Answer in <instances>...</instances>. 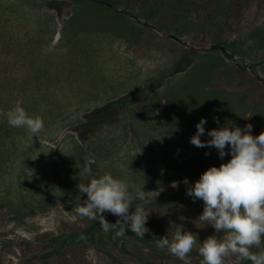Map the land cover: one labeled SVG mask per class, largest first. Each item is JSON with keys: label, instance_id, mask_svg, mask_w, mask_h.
I'll list each match as a JSON object with an SVG mask.
<instances>
[{"label": "rangeland", "instance_id": "obj_1", "mask_svg": "<svg viewBox=\"0 0 264 264\" xmlns=\"http://www.w3.org/2000/svg\"><path fill=\"white\" fill-rule=\"evenodd\" d=\"M109 1L0 0V264H183L133 233L59 251L49 237L98 223L77 212L78 185L94 177L168 194L227 163L229 148L221 159L190 142L201 118L205 142L225 126L264 132V0H176L167 23L151 14L159 0ZM18 99L43 118L38 136L8 124ZM150 208L148 233L171 239L183 225L197 236L191 264L199 242L223 236L196 222L204 202L187 193Z\"/></svg>", "mask_w": 264, "mask_h": 264}, {"label": "clouds", "instance_id": "obj_2", "mask_svg": "<svg viewBox=\"0 0 264 264\" xmlns=\"http://www.w3.org/2000/svg\"><path fill=\"white\" fill-rule=\"evenodd\" d=\"M22 103V100H16L14 107L4 115L11 127L24 128L36 137L44 130V120L40 115H29ZM214 119L218 122V118ZM205 124L206 119L201 118L190 142L199 148L214 147L221 159L229 154L225 151L229 148L231 159L219 167L208 168L187 192L193 200L204 202L203 212L196 222L211 225L217 233L223 232L221 238L213 235L202 244L199 242L201 264H224L229 256L237 257L238 261H251V264H264V250L251 251L253 247L260 248L264 238V132L253 136L251 124L243 130L225 126L210 130L207 134L211 139L205 142L200 139L205 133ZM83 174L92 176L88 161L84 163ZM171 187H178L177 182H172ZM78 190L87 194V199L77 206L79 216L97 221L104 233L115 230L117 237L125 236L128 230L144 237L150 231L145 226L152 210L148 207L150 198L156 200L163 191L160 188L145 192L143 187L127 179H116L110 173L94 177L87 184H79ZM137 198L141 203L130 214ZM106 212L118 217L115 224L105 219ZM153 240L158 250H167L183 264H191L189 254L198 244L197 236L186 231L183 225L176 226L171 239L165 235Z\"/></svg>", "mask_w": 264, "mask_h": 264}, {"label": "trees", "instance_id": "obj_3", "mask_svg": "<svg viewBox=\"0 0 264 264\" xmlns=\"http://www.w3.org/2000/svg\"><path fill=\"white\" fill-rule=\"evenodd\" d=\"M93 1H95L96 3L102 4V5H106L108 7L113 6L109 0H93ZM150 8H151V12H152L151 14L152 15H154L156 13L157 16L160 17L159 19H161V21L164 20L166 23L169 21L174 22L176 20L175 18H177L176 16L179 15L178 14L179 4L177 3L176 0H159L155 4H152ZM213 47L214 48L218 47V45H213ZM225 53L227 56L232 57V54L227 53L226 51H225ZM134 94H136L135 91L130 92L129 94L123 95L121 97L120 101L127 100L131 96H133ZM110 107L115 108V107H117V104L111 102ZM194 184L195 183H191L189 185L183 186V188H181V189H179L173 193H168V194L167 193H161L156 198V200L150 198L151 202L148 205V207L158 206L161 204L176 201V200L180 199L184 193H187L190 188L194 187ZM140 203H141V200L139 198L134 200L133 206L129 210L130 214L135 211V206L137 204H140ZM104 216H106L105 213H104ZM117 219H118V217L111 214L110 220L108 222L115 224ZM97 229H100L99 223L93 222L91 225H88L84 228L72 230L69 234L53 235V236L49 237V240L56 243V250L59 251V250H62L66 246L67 239H69V242H74L78 238H85L88 241L93 242L95 244L103 245L104 243H106V241L109 238H111L112 234H115V230H110L108 233H104L101 229L100 230H97ZM127 232L132 234V232L130 230H128ZM123 237H127V234ZM142 238L146 239L147 241H154L155 242V240H153V239L154 238L158 239L160 237L153 235L152 233H146L145 236Z\"/></svg>", "mask_w": 264, "mask_h": 264}, {"label": "water", "instance_id": "obj_4", "mask_svg": "<svg viewBox=\"0 0 264 264\" xmlns=\"http://www.w3.org/2000/svg\"><path fill=\"white\" fill-rule=\"evenodd\" d=\"M176 39H178V37L177 36H174Z\"/></svg>", "mask_w": 264, "mask_h": 264}]
</instances>
